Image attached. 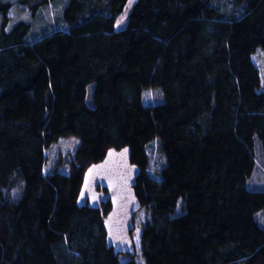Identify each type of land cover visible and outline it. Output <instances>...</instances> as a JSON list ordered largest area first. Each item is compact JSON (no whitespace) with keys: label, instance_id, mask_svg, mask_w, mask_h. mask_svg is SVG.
I'll return each mask as SVG.
<instances>
[{"label":"trees","instance_id":"16d2710c","mask_svg":"<svg viewBox=\"0 0 264 264\" xmlns=\"http://www.w3.org/2000/svg\"><path fill=\"white\" fill-rule=\"evenodd\" d=\"M14 6L32 20L11 25ZM0 18V264H138L108 246L111 203L79 204L85 171L126 146L145 264H264V0H0Z\"/></svg>","mask_w":264,"mask_h":264},{"label":"water","instance_id":"95a60500","mask_svg":"<svg viewBox=\"0 0 264 264\" xmlns=\"http://www.w3.org/2000/svg\"><path fill=\"white\" fill-rule=\"evenodd\" d=\"M141 167L132 162L129 146L110 148L105 157L93 163L84 174L79 193V204L91 202L96 206L110 202L105 220L107 243L116 254L135 255L132 231L135 214L142 203L136 193Z\"/></svg>","mask_w":264,"mask_h":264},{"label":"rangeland","instance_id":"374dc122","mask_svg":"<svg viewBox=\"0 0 264 264\" xmlns=\"http://www.w3.org/2000/svg\"><path fill=\"white\" fill-rule=\"evenodd\" d=\"M132 4L133 1H130L126 6V8L124 9V11L118 17L116 22L117 28H122L126 25L128 20V13L130 11ZM53 10L55 11V9ZM10 14H11V25L15 24L20 19L32 20V15L29 10H22L17 6H14L11 9ZM0 23H1V18H0ZM54 27H56V25H54ZM253 59L256 65L260 69L262 86L264 88V50L262 47H259L257 49V51L253 55ZM89 91L90 92L92 91V87H90ZM163 97L164 95L161 87H150L146 89L143 93V101L146 104L160 102L162 101ZM88 98H90L89 95ZM79 142L80 139L77 138L76 136H69V137H63L58 142L54 143L52 148L49 151H47V155H48L47 169L54 168V166H56L59 160L64 159L65 161V159H68L67 156L69 155L70 152H73L75 150ZM151 149L153 156L152 167L153 168L156 166L161 167L164 164L163 163L164 158L162 157L160 151L158 150L156 142L154 143L153 146H151ZM263 180H264V154L263 152H258L255 174H254V178L252 179V183L254 187L260 188V186L261 187L264 186ZM259 217L261 221L264 222V211H261L259 213ZM149 218H150V213L145 209V207H141V209L136 212L134 218L135 227L134 230L132 231V237L135 244V255H130L129 253H121L120 254L121 261H126L131 258H134L138 264H145L144 257L141 252V234L144 224L146 220Z\"/></svg>","mask_w":264,"mask_h":264}]
</instances>
